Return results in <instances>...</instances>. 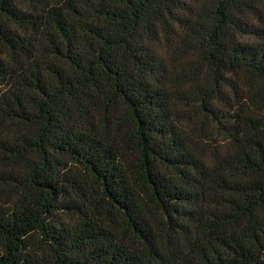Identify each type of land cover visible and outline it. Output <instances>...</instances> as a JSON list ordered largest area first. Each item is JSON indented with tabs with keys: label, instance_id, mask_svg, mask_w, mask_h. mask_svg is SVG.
Here are the masks:
<instances>
[{
	"label": "trees",
	"instance_id": "trees-1",
	"mask_svg": "<svg viewBox=\"0 0 264 264\" xmlns=\"http://www.w3.org/2000/svg\"><path fill=\"white\" fill-rule=\"evenodd\" d=\"M0 264H264V0H0Z\"/></svg>",
	"mask_w": 264,
	"mask_h": 264
}]
</instances>
